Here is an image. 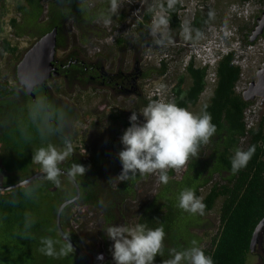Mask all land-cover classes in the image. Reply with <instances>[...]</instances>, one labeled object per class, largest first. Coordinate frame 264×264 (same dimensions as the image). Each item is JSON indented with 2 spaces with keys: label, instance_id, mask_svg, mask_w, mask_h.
Here are the masks:
<instances>
[{
  "label": "trees",
  "instance_id": "trees-1",
  "mask_svg": "<svg viewBox=\"0 0 264 264\" xmlns=\"http://www.w3.org/2000/svg\"><path fill=\"white\" fill-rule=\"evenodd\" d=\"M2 1L4 4V0ZM110 7V0H48L46 2L19 0L16 5L18 16H12L8 21L3 22L1 18L8 12L2 5L0 58L7 53L15 54L18 51V46L13 43L12 37L29 36L38 39L55 26L59 29L58 46H66L64 29L69 23L76 32L78 42L75 43L73 39L70 42L71 46L76 48L72 58L79 60L77 55L84 53L83 47L91 38L108 36L116 28L117 22L127 17V7L117 9L114 13L110 12ZM164 7L169 13L167 18L170 28L164 39L168 44L180 37L182 30L178 15L180 5L176 1L172 8L167 5ZM153 12L154 9L145 12L143 21L136 27L133 43L138 51L144 48L146 42L152 40L148 37L147 25ZM210 13V6L197 9L190 22L188 43L200 38L211 19ZM107 20L113 21L112 29L105 24ZM5 26L11 30L9 34H5ZM197 32L200 33L199 38ZM244 41L252 45L257 40L250 42L247 35ZM115 43L119 47L122 46L124 38L118 37ZM184 50L185 47L180 46L175 53ZM135 60H139L137 53ZM235 60V50H230L219 60L216 67V84L198 113L207 111L211 114L212 123L217 127L216 134L209 144L200 147L199 158L189 159L179 177L175 176L174 170H169V182L167 184L160 182L152 197L143 198L142 205L138 209H130L128 204L140 198L143 187L141 185L148 182L151 176H137L127 181H121L118 177L122 168L118 153L122 149L114 148L112 142L122 122L114 114L109 116L108 122L93 131L94 140L90 142L89 153H81L77 147H74L73 154L62 162L63 165H59L69 170L72 164L79 163L88 169L84 176L75 177L80 186V197L76 202L65 206L61 222L65 231L71 234V239L89 258L92 257L86 248L89 241H92L89 245H92L95 251L110 252L113 241L108 240L104 232L108 226L146 224L151 229L162 226L165 232L163 256L157 255L154 264H163V261L170 259L169 249L175 248L180 251L189 248L193 240L203 249L205 255L212 257L214 264H249L253 254L250 241L256 225L264 217V113L256 124L249 125L246 112L254 100H244L242 92L236 89L241 79L242 67ZM140 68L145 70L143 71V74L146 72L145 77H159L169 70L165 62L160 67L144 65ZM76 73V69L70 71L69 86H72ZM207 73V67L195 66L193 62L182 73L177 66L175 67L172 82L176 94L174 102L177 106L188 110L189 107L199 103L207 85ZM15 80L17 81V78ZM57 90L61 91L60 88ZM19 96L21 95L18 87L11 85L7 77L0 79V145L19 148L1 150L0 173L2 170L16 172L19 179H24L34 173L33 152L39 147L51 144L50 140L54 143L53 131L55 129L59 131L60 120L65 113L64 109L55 106L54 103H45L46 101L41 99L44 95H37L35 100L32 97L17 100ZM136 100L137 111L154 99L140 96ZM53 106L59 114V118L54 122L51 121ZM45 117L50 124L47 129L43 126ZM77 118L76 113L75 119ZM123 124L130 126L127 122ZM57 142L59 145L60 141ZM253 145L255 153L247 166L237 174H232L230 161L235 150L237 148L247 150ZM59 149L63 148L59 147ZM37 167L40 169L39 166ZM59 180L60 183L57 185L41 176L23 187L0 191V239L4 237L0 240V264H18L24 256L32 258L33 244L40 243L41 238L45 237L55 241L56 233L66 244L56 225V211L64 200L75 196L76 188L69 177L63 174ZM186 188L193 189L196 196L206 205L203 215H192L177 207L178 195ZM28 191H31V195H26ZM219 199L221 204L216 217L219 223L217 229L210 233L205 231L211 224L208 223L207 215L213 211ZM101 200L104 201V206L101 205ZM45 202H50V218L44 214ZM84 207L86 211L95 213L98 218L97 230L94 232H82L71 225L73 221L80 229L86 228L87 223L81 221L82 212L77 213L78 216L73 213L74 208L81 210ZM29 222H31L30 227H26ZM44 228L50 229L49 232H42ZM193 229H204V236L209 237L210 241L208 246H203V236L198 235ZM20 245L23 247H19ZM60 248L59 246L58 251ZM77 258L80 256L74 251L67 256L59 257L57 262L85 264L81 258L78 262ZM57 262L54 260V264Z\"/></svg>",
  "mask_w": 264,
  "mask_h": 264
},
{
  "label": "clouds",
  "instance_id": "clouds-1",
  "mask_svg": "<svg viewBox=\"0 0 264 264\" xmlns=\"http://www.w3.org/2000/svg\"><path fill=\"white\" fill-rule=\"evenodd\" d=\"M175 3L176 0H168V7L172 8ZM110 5V12L114 13L119 6L118 0H110ZM167 24V19L158 18L153 23L152 34L155 35L161 26L166 28ZM196 35L199 38L200 33L197 32ZM156 43L161 44L163 40L158 39ZM140 116L143 117V122H140ZM129 122L130 126L120 138L123 149L119 151L118 157L122 171L118 177L121 181L158 174L159 181L167 184L168 171L183 168L190 158H199L200 147L209 144L217 132L210 113L203 111L201 114H195L177 106L174 101L152 100L141 108L139 113L132 111ZM63 144V149L58 150L49 143L46 147L36 149L32 156V163L39 165L44 178L57 185L62 175L59 165L73 154L70 140L64 139ZM254 153V145L247 150L237 148L230 161L231 173L237 174L246 167ZM87 170L85 166L74 163L67 175L74 179L77 175L84 176ZM27 183L28 181L20 179L15 187L9 189L23 187ZM26 195H31V191L26 192ZM177 200V207L184 212L192 215L204 214L206 205L196 196L193 189L181 190ZM100 203L104 206L103 200ZM30 223L26 227H30ZM104 232L108 239L113 241L110 252L114 264H154L157 255L163 256L165 232L162 226L151 229L146 224L111 225ZM70 237L71 234H64L66 245L58 252L55 248L56 241L50 237L41 238L42 247L39 251L53 258L74 253ZM169 255L171 258L163 261V264H214L212 257L205 255L195 240L191 241L189 248L180 251L169 249ZM96 259L103 261V254H98Z\"/></svg>",
  "mask_w": 264,
  "mask_h": 264
},
{
  "label": "rangeland",
  "instance_id": "rangeland-1",
  "mask_svg": "<svg viewBox=\"0 0 264 264\" xmlns=\"http://www.w3.org/2000/svg\"><path fill=\"white\" fill-rule=\"evenodd\" d=\"M19 0H4V4L2 0H0V10L3 7L7 9V14L1 18L3 22L8 21V19L12 16H18L16 5ZM45 2L48 0H44ZM191 5L197 6V4L203 5L202 8H207L208 6L211 7V19L207 25V28L217 29L220 31L222 36V40L224 45L227 49L235 50L236 51V60L235 62L241 65L242 67V75L241 79L237 84V91L243 92L245 88L248 87V84L252 80H256L257 70L261 67L262 63L264 62V35H261L257 41L252 44H246L244 41V37L251 34V30L255 27L257 23V18L262 15L264 12V0H188ZM127 7V17L131 16V9L129 6L124 5ZM138 8V7H137ZM6 32L5 34H9L11 31L8 26H5ZM64 34L66 35V43H70L73 40H77V35L74 28L71 24H67L66 28L64 29ZM72 35H70V33ZM11 37V35H10ZM13 43L17 44L18 51L15 54L7 53L3 57L0 58V79L7 77L10 80L11 85L16 87H22L15 80L16 73L15 69L23 57L27 49H29L33 43L37 40L35 38H31L29 36H24L22 38H13ZM101 37L95 36L90 39L88 43L84 45V53L85 57H89L92 59H98L99 57L106 58V63L111 64L112 68L125 67L129 64V66L135 60V54H138L139 59L142 57L143 51L148 47V50H157V45H155L152 41H148L145 43L144 48L141 50L135 49V44L133 43V39L127 38L124 39V44L122 46H117L116 43L111 44L106 41H102ZM175 41V39L173 40ZM75 43H78L77 41ZM168 45V44H167ZM65 47L61 46L57 50L56 56L58 58H64L66 52L63 50ZM238 49V50H237ZM165 50L169 52H173L175 54L174 60H179L183 52L175 53L176 47L174 46H166ZM67 51V50H66ZM69 51V50H68ZM18 55V57H17ZM17 57V58H16ZM177 63V62H175ZM160 77L153 76L151 79V86H154L161 82ZM48 85L54 95L57 97L58 102L60 100L67 101L70 105L74 107L76 113L78 114V118L75 119L73 125V145H75L76 139L80 138L84 141L85 146L88 149V153L91 150V143L86 142L83 138L85 135V131L87 129L83 128L84 122L92 119L97 118V122L95 123L98 127L102 124L108 122L109 116L114 114L119 121L123 123L129 122V117L132 114V111H136V98L134 96H126V97H117L114 95H110V93L106 90H103L100 87H92L86 88L82 90H78L76 87L73 88L70 86L69 88H65L64 82L60 78H53L49 80ZM144 85V82H143ZM187 85H189V79H187ZM57 88H60L61 91L58 92ZM211 95V92H204L201 97L200 101L196 106H191L188 108V111L198 114L201 111L202 105L206 102ZM111 96V97H109ZM55 105V104H54ZM1 108H5L1 106ZM108 108V109H107ZM1 109V111L3 110ZM264 113V104H261V99L256 98L254 103L249 107L246 112V120L251 124H256L259 120L260 116ZM53 120L59 118V114L55 107L53 106L52 110ZM61 119V118H60ZM44 128L50 127V124L47 121V117H45ZM47 129V128H46ZM92 129V128H91ZM59 130L63 133H66L69 129L65 123L60 121ZM51 144L56 146L58 149L60 146L57 145V140L54 139L53 141H49ZM121 149H123V145L120 141L118 145ZM35 165V164H33ZM38 167H32V170H37ZM150 179L148 182L142 184V190L140 192V198L136 201H130L129 206L130 209H138L143 202V198L147 199L148 197H152V195L156 192L158 184L160 183L158 174L150 175ZM21 177V176H20ZM24 177H26L24 175ZM20 180L19 175L16 172H10L6 170H2L0 173V184L7 185L15 183L16 181ZM50 203V202H49ZM44 203V214L50 218V204ZM221 204V199L216 202V206L207 215L208 223H211L209 227L205 229L208 232L212 233L217 229L218 221L216 219L217 212ZM73 213L82 212V223H87L86 228L80 229L78 225L74 224L71 221V225L74 229H79V231H87V232H94L97 230L96 224L98 223V218L96 217L95 213L90 211H86L84 209L74 208ZM85 211V212H84ZM134 219V218H133ZM50 229L44 228L42 232H49ZM1 231V229H0ZM198 235L203 236L204 240L202 242L203 246L209 245V237L204 236V229H193ZM1 235V232H0ZM4 238V237H2ZM1 238V239H2ZM0 239V240H1ZM55 241V248L58 251V247L65 246L66 244L60 239L58 233H56ZM92 241H89L86 244V248L88 249L91 256H94L102 251H95L92 245ZM99 246V245H98ZM97 243H96V247ZM19 247H23L20 245ZM42 247L41 243L35 242L32 246V258L23 257L24 259H20L18 264H54V260L58 261V258L48 257L42 254L39 249ZM111 253V252H105ZM106 257V256H105ZM110 264L113 263L112 256L110 257ZM58 264V262H57ZM249 264H264V245L257 246L256 250L253 252L252 257L250 259Z\"/></svg>",
  "mask_w": 264,
  "mask_h": 264
},
{
  "label": "built area",
  "instance_id": "built-area-1",
  "mask_svg": "<svg viewBox=\"0 0 264 264\" xmlns=\"http://www.w3.org/2000/svg\"><path fill=\"white\" fill-rule=\"evenodd\" d=\"M176 1H178L180 5L178 15L181 21L182 30L180 31L181 33L179 39L168 43V45L164 42V39L167 36L170 28V23L167 18L169 16V13L164 7V5H167L168 7V0H119L118 9H121L122 7H124V5L129 6L131 9L133 8V10H131V16L126 17L121 22H117L116 28L112 31V33L104 38H101L102 41H106L111 44H114L118 37H122L124 39H134L136 36V27L138 26L139 22L143 21L145 12L150 9H154L152 17L147 25L149 29L148 37H150L152 39L151 41L159 48H157V50L149 51L148 47H146V49L142 53L141 64L160 67L165 62L167 63L169 70L164 75L159 76L162 80L154 86H151L152 84L150 83L153 76L146 77L144 79L143 92L147 99L161 100L165 102L174 101L176 94L174 91V84L172 82L173 70L177 66L178 70L182 73L191 62H193L195 66L207 67V85L204 92H212L217 79V64L219 60L229 52V50L223 43V35H221L220 31H218L216 28L211 29L210 27H206L197 41L188 43L190 22L193 20L197 9L202 8L203 5L201 6V4H197V6H193L189 3L188 0ZM160 17H164L165 19H167V27L165 28L164 26H161V28L157 30L156 34L153 35V23ZM105 24L109 29H112V20H107ZM158 39H162L163 43L157 44L156 40ZM169 45L174 46L177 49L180 48V46L185 47L183 56L178 61L173 59L175 56L173 52L165 50V47ZM140 109L137 110V113H139ZM97 120V118H92L84 122L83 128L88 129L90 125L92 123H96ZM139 120L140 122H143V117L140 116ZM249 125H251V123H249ZM127 128L128 126L124 124L120 126L112 142L114 148L121 149L118 145L121 141L120 138ZM75 146L81 153H87L88 151L84 141L80 138L76 139ZM185 168L186 165L179 170H174L175 176L179 177ZM98 254H103V261H98L96 259ZM98 254L93 256L91 264H105L106 262H110V257L112 256L111 253L100 252Z\"/></svg>",
  "mask_w": 264,
  "mask_h": 264
},
{
  "label": "flooded vegetation",
  "instance_id": "flooded-vegetation-1",
  "mask_svg": "<svg viewBox=\"0 0 264 264\" xmlns=\"http://www.w3.org/2000/svg\"><path fill=\"white\" fill-rule=\"evenodd\" d=\"M59 47L60 46H58V48ZM64 47L65 48L63 50L66 52L64 58L61 57L58 58L56 56V61H55V65L58 67L59 74L57 76L52 77L51 79L56 77L62 79L66 89L70 87L68 84V78H69L68 75L70 74L71 70L76 69L77 73L75 74V78L73 79V83H72L73 88L76 87L78 90H82L86 88L100 87L103 90L108 91L111 96L114 95V97L115 96L126 97L129 95L134 96L136 99H138V97L140 96L145 97L143 92V81L144 78L146 77L143 74L142 68H140L141 66H144L143 64H141L140 61L141 59H139L138 61L134 60L130 66L128 64L125 67L117 66L116 68L113 69L112 65L107 64L106 58L103 57H99L98 59H92L89 57H85L81 52V54L77 55L79 57V60L76 58V56H75L76 59H73L72 54L74 49L76 48H73V46H71V43L69 44L67 43V45ZM49 80H47V82L42 85L36 86L35 88L36 97L37 95L40 96L44 95V98L41 99L43 101H46L45 103H51V104L54 103L55 106H59L60 108L64 109L65 114L62 120L60 121L65 123L66 126H68L69 130L66 133H63L60 130L58 131L55 129L53 131V136L57 141H60V144L58 145L60 146V148L64 147L63 140L69 139L72 144V148L74 149V147L76 148V146L73 145L72 135H73V125L74 122L76 121L75 120L76 110L67 101L60 100L58 102L57 97H54L48 85ZM134 84L135 85L137 84V86H134ZM18 90L21 96H19L17 100H26L27 97H30L29 95L26 94L24 87H18ZM51 121L54 122L52 118ZM97 128L98 126L95 123H92L90 127L85 131V135L83 139H85L86 142H91L92 140H94L93 131L96 130ZM3 149H19V148L0 145V152ZM60 165H63V163H61ZM37 166L39 165H36L35 167ZM59 167L62 168V166ZM38 170L40 169H37L34 172ZM62 174L65 175L64 173ZM262 245H264V229L260 234L257 246L261 247ZM92 259L93 256L89 258V260H91L90 263H92ZM77 260L78 262H80V258H77Z\"/></svg>",
  "mask_w": 264,
  "mask_h": 264
},
{
  "label": "water",
  "instance_id": "water-1",
  "mask_svg": "<svg viewBox=\"0 0 264 264\" xmlns=\"http://www.w3.org/2000/svg\"><path fill=\"white\" fill-rule=\"evenodd\" d=\"M58 32L59 29L57 26H55L50 31L41 35L33 43V45L29 49H27V51L16 66V77L18 79V83L22 85V87H24L26 94L32 97L33 99L36 98V86L46 83L47 80L59 74L58 67L55 65L56 54L58 50ZM263 33L264 12L261 16L257 18V23L255 27L251 30V34L249 35L250 42H254L255 40H257ZM256 76L257 79L250 81L248 87L243 90L242 96L243 99L246 101L255 100L259 97L261 99V104H264V62L262 63L261 67H259V69L257 70ZM61 170L62 173L69 177L67 175L68 170L64 168H61ZM41 176L43 175L41 171L38 170L21 180H26L28 181V183H31L32 181L40 178ZM69 179L73 182L76 188V194L74 197L64 200L56 211V225L62 237L65 233H67L61 222L62 211L65 206L76 202L80 197V186L77 180L75 178L73 179L70 177ZM19 181L20 180L7 185L0 184V191L12 190L9 189V187H15ZM263 229L264 217L256 225L255 230L253 232L250 241V249L252 252L256 250L259 237ZM70 242L72 243L76 253L80 256V258H82L84 263L91 264L84 250L80 248V246L73 239H71V237Z\"/></svg>",
  "mask_w": 264,
  "mask_h": 264
},
{
  "label": "bare ground",
  "instance_id": "bare-ground-1",
  "mask_svg": "<svg viewBox=\"0 0 264 264\" xmlns=\"http://www.w3.org/2000/svg\"><path fill=\"white\" fill-rule=\"evenodd\" d=\"M192 43H193V42H192ZM237 50H238V49H237ZM140 61H141V60H140ZM140 61H139V62H140ZM135 62H136V61H135ZM133 65H134V64H133ZM134 68H135V67H134ZM149 68H151V67H149ZM205 68H206V67H205ZM146 69H147V68H146ZM134 70H135V69H134ZM150 70H151V69H150ZM135 71H136V70H135ZM143 71H145V70H143ZM147 71H149V70H147ZM153 71H154V70H153ZM186 71H187V70H186ZM149 72H150V71H149ZM151 72H152V71H151ZM136 73H137V72H136ZM145 73H146V72H145ZM145 73H144V74H145ZM155 73H156V72H155ZM140 74H141V73H140ZM150 74H151V73H150ZM157 74H158V73H157ZM160 75H161V74H160ZM148 76H149V75H148ZM144 79H145V78H144ZM258 98H259V97H258ZM107 109H108V108H107ZM127 123H128V122H127ZM62 212H63V211H62ZM108 240H109V239H108ZM111 242H112V241H111ZM108 243H110V241H109ZM104 245L106 246V244H104ZM105 246H104V248H105ZM108 246L110 247V244H109ZM104 248H103V249H104ZM108 249H109V248H108ZM102 252H103V251H102ZM107 252H109V251H107ZM112 261H113V260H112ZM113 263H114V262H113Z\"/></svg>",
  "mask_w": 264,
  "mask_h": 264
}]
</instances>
